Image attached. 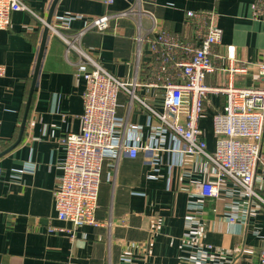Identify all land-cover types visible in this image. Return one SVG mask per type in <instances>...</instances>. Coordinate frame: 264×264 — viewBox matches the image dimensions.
Wrapping results in <instances>:
<instances>
[{"label":"crops","instance_id":"0c3cea01","mask_svg":"<svg viewBox=\"0 0 264 264\" xmlns=\"http://www.w3.org/2000/svg\"><path fill=\"white\" fill-rule=\"evenodd\" d=\"M23 1L47 19L54 0ZM254 1L58 0L52 17L80 15L66 30L75 33L92 18L133 9L130 16L113 17L104 30L86 31L81 46L114 76L146 84L137 88V94L161 109L164 89L148 85L155 64L149 39L155 30H165L191 41L189 10L215 11V22L223 30L215 48L221 56L218 69L208 74L206 83L227 85L225 69L231 51L235 59L248 64V73L232 82L241 87L262 85L255 64L264 59V20L253 18ZM43 32L44 27L25 11L14 12L10 25L0 29V64L6 67L0 76V155L5 152L0 156V264H196L187 241L188 219L193 215L201 223L199 241L212 246L201 263L260 264L264 207L252 201L247 222L231 223L229 215L241 218L249 202L227 179L221 195L206 199L203 210L197 211L192 206L200 198L191 195V182L212 180L215 168L205 158L170 149H142L134 158L124 153L107 155L96 211L100 224L81 226L74 239L51 231L52 226H71L57 219L53 191L66 155L62 139L81 129L86 81L78 74V57L67 55L64 42L49 35L32 91ZM140 35L145 37L141 45ZM225 103L223 93L211 94L205 103L200 127L210 151L216 146L213 116ZM117 118L120 136L141 145L148 142L149 112L136 100L130 103L124 91L118 95ZM166 145H174L169 136ZM257 174L256 186L264 196V160Z\"/></svg>","mask_w":264,"mask_h":264},{"label":"built area","instance_id":"2783aa9c","mask_svg":"<svg viewBox=\"0 0 264 264\" xmlns=\"http://www.w3.org/2000/svg\"><path fill=\"white\" fill-rule=\"evenodd\" d=\"M251 9L254 19L264 20V0H255ZM18 11L34 16L42 27H49V35L58 36L64 42L67 55L75 54L78 57V74L86 81L81 129L69 132L62 139L66 155L60 165L61 177L53 191L57 219L71 226H52L51 231L66 233L74 239L81 226L99 225L96 211L104 158L114 153L129 154L134 158L142 149H170L181 155L205 158L213 164L215 171L212 180L191 182V195L200 198L192 207L199 212L203 210L206 199H217L221 195L227 179L235 183L236 192L249 202L241 218L234 213L229 215L231 223L238 220L247 222L252 201L264 207V196L256 186L257 172L264 160V59L255 64L262 85L241 87L232 82L234 77L248 73V64L235 59L231 51L225 69L227 85H208L206 78L217 71L216 61L221 57L215 48L222 41L223 30L215 22V11L186 12L188 26L194 29L191 41L165 30H155L154 37L149 39L155 64L154 79L148 85L164 89L161 109L150 105L137 94V88L146 84L137 78L125 80L114 76L81 46V37L86 31L93 28L104 30L109 27L113 17L130 16L133 9L92 18L77 32L67 33L70 23L80 15L52 17L48 23L23 0H0V29L8 27L12 14ZM144 41L145 37L140 35L139 44ZM5 73V65L0 64V76ZM120 91L129 95L130 103L136 100L149 112L151 134L145 145L133 139L128 141L118 133ZM213 93L225 94L226 103L213 116L216 146L214 151H210L200 120L204 115L205 103ZM137 129L135 126L132 131L136 132ZM168 136L174 145L166 147ZM1 174L0 169V179ZM197 216L188 219L187 241L195 253L194 262L203 264L201 261L207 254L206 250L212 249V246L206 247L199 241L201 223ZM125 260L129 261L128 258ZM259 263L264 264V249L259 254Z\"/></svg>","mask_w":264,"mask_h":264},{"label":"water","instance_id":"95a60500","mask_svg":"<svg viewBox=\"0 0 264 264\" xmlns=\"http://www.w3.org/2000/svg\"><path fill=\"white\" fill-rule=\"evenodd\" d=\"M57 1L58 0H54L53 1L50 13H49V15L47 17V22L48 23H50L51 20H52V16H53V13H54V7H55V4H56ZM48 38H49V27L45 26L44 27L42 41H41V45H40V49H39V53H38V57H37V63H36L35 73H34V80H33V85H32V91H33V87H34V85L36 83V78H37L38 72L40 70V66H41V62H42V58H43V55H44V50H45V46H46V42H47ZM32 91H31V94H32ZM31 94H30L28 102H27V107H26V111H25V117L23 119L21 133H20L18 141L21 140V137H22V134H23V131H24V127L26 125L27 115H28L29 108H30V103H31V96H32ZM4 153H2V154H4Z\"/></svg>","mask_w":264,"mask_h":264}]
</instances>
